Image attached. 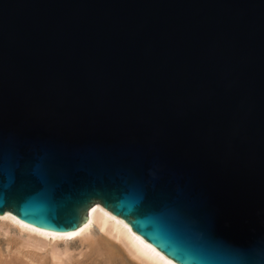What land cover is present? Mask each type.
<instances>
[{
	"label": "water",
	"instance_id": "water-1",
	"mask_svg": "<svg viewBox=\"0 0 264 264\" xmlns=\"http://www.w3.org/2000/svg\"><path fill=\"white\" fill-rule=\"evenodd\" d=\"M96 203L177 264H264V0H0V214Z\"/></svg>",
	"mask_w": 264,
	"mask_h": 264
},
{
	"label": "bare ground",
	"instance_id": "bare-ground-1",
	"mask_svg": "<svg viewBox=\"0 0 264 264\" xmlns=\"http://www.w3.org/2000/svg\"><path fill=\"white\" fill-rule=\"evenodd\" d=\"M0 264H177L96 203L78 229L55 232L0 214Z\"/></svg>",
	"mask_w": 264,
	"mask_h": 264
}]
</instances>
